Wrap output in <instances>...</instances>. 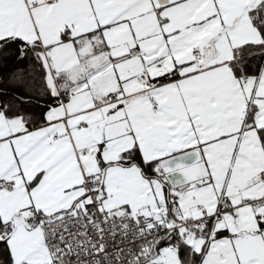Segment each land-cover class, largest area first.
<instances>
[{
  "label": "snow or ice",
  "instance_id": "obj_1",
  "mask_svg": "<svg viewBox=\"0 0 264 264\" xmlns=\"http://www.w3.org/2000/svg\"><path fill=\"white\" fill-rule=\"evenodd\" d=\"M0 264H264V0H0Z\"/></svg>",
  "mask_w": 264,
  "mask_h": 264
}]
</instances>
